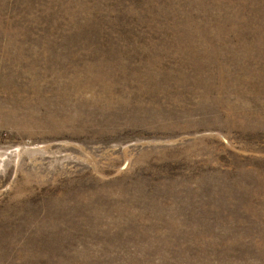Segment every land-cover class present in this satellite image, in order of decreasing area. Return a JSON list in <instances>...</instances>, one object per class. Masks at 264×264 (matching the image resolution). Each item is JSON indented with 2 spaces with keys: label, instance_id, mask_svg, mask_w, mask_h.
Here are the masks:
<instances>
[{
  "label": "rangeland",
  "instance_id": "374dc122",
  "mask_svg": "<svg viewBox=\"0 0 264 264\" xmlns=\"http://www.w3.org/2000/svg\"><path fill=\"white\" fill-rule=\"evenodd\" d=\"M0 264H264V0H0Z\"/></svg>",
  "mask_w": 264,
  "mask_h": 264
}]
</instances>
